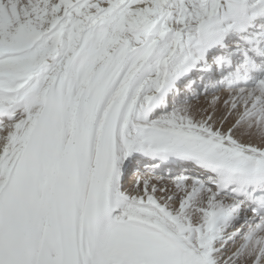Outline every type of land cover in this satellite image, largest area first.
I'll list each match as a JSON object with an SVG mask.
<instances>
[{
    "label": "snow or ice",
    "instance_id": "obj_1",
    "mask_svg": "<svg viewBox=\"0 0 264 264\" xmlns=\"http://www.w3.org/2000/svg\"><path fill=\"white\" fill-rule=\"evenodd\" d=\"M0 264H264V0H0Z\"/></svg>",
    "mask_w": 264,
    "mask_h": 264
}]
</instances>
